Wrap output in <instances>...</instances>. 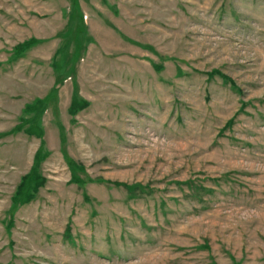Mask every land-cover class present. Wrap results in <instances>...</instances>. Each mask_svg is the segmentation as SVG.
I'll list each match as a JSON object with an SVG mask.
<instances>
[{
	"label": "rangeland",
	"instance_id": "374dc122",
	"mask_svg": "<svg viewBox=\"0 0 264 264\" xmlns=\"http://www.w3.org/2000/svg\"><path fill=\"white\" fill-rule=\"evenodd\" d=\"M0 264H264V0H0Z\"/></svg>",
	"mask_w": 264,
	"mask_h": 264
}]
</instances>
